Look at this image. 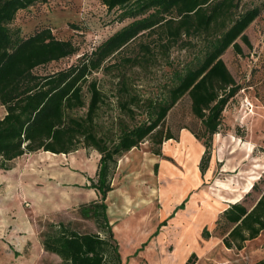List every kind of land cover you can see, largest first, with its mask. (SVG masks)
Segmentation results:
<instances>
[{
	"label": "rangeland",
	"instance_id": "374dc122",
	"mask_svg": "<svg viewBox=\"0 0 264 264\" xmlns=\"http://www.w3.org/2000/svg\"><path fill=\"white\" fill-rule=\"evenodd\" d=\"M254 8L260 14L245 31L250 46L239 39L241 54L230 47L222 56L241 89L223 111L208 169L203 172L201 167L206 145L191 132L201 135L203 127L188 95L162 126L175 137L163 144L162 156L152 154V142L146 141L119 160L115 189L106 203L124 264H186L189 251L200 256L206 249L205 229L217 235L213 223L222 207L219 200L229 203L244 197L264 174V0H240L237 16ZM118 15L100 0H48L20 11L11 27L23 37L50 28L57 39L79 48L77 55L37 70L45 74L68 68L131 22L119 21ZM161 37L137 38L94 74L107 94L101 114L106 127L141 120L140 115L133 121L120 111L124 95L118 92L119 76H125L131 93L141 100L166 95L174 74L201 55L206 40L184 35L167 49L162 47L167 37ZM144 45H150L151 52ZM4 115L0 106V118ZM99 160L92 149L64 156L37 152L15 160L9 171L0 170V264H60V258L41 245L47 222L71 223L80 233L98 231L81 209L98 199L89 179L95 178ZM258 196L252 193L246 206L251 208Z\"/></svg>",
	"mask_w": 264,
	"mask_h": 264
},
{
	"label": "trees",
	"instance_id": "16d2710c",
	"mask_svg": "<svg viewBox=\"0 0 264 264\" xmlns=\"http://www.w3.org/2000/svg\"><path fill=\"white\" fill-rule=\"evenodd\" d=\"M100 1L108 11H119V21L131 22L68 68L39 74L38 69L77 55L79 48L70 40L57 39L50 28L23 37L20 30L11 27L20 11L48 0H0V106L5 109L0 118V170L9 171L15 160L37 152L69 155L84 148L100 155L95 178L89 179V188L98 199L81 209L98 231L80 233L71 223L47 222L40 235L43 250L59 257L60 264H124L106 203L115 189L112 182L118 162L146 141L152 142V154L162 156L163 144L175 139L162 126L186 95L203 127L201 135L191 132L206 145L201 167L203 172L208 169L212 140L219 132L223 111L241 89L222 56L230 47L241 54L239 39L250 46L245 31L260 14V9L254 8L237 16L240 0ZM144 35H164L168 43L162 47L167 49L184 35L206 40L201 55L174 74L166 95L141 100L131 93L125 76H119L118 92L124 95L120 111L133 121L140 115L141 120L132 125L113 122L106 127L101 114L107 94L93 76ZM144 48L151 52L150 45ZM252 193L259 196L248 208ZM214 226L216 237L228 249L236 250H242L246 242L264 231V174L242 202L229 204L220 213ZM211 237L205 229L203 238ZM196 260L193 253L186 264H196Z\"/></svg>",
	"mask_w": 264,
	"mask_h": 264
},
{
	"label": "crops",
	"instance_id": "0c3cea01",
	"mask_svg": "<svg viewBox=\"0 0 264 264\" xmlns=\"http://www.w3.org/2000/svg\"><path fill=\"white\" fill-rule=\"evenodd\" d=\"M259 178L260 177H258V179ZM250 189L252 190V188H250L249 186L245 192L251 191ZM243 198L244 197H241L240 199L231 201L229 203H221L222 207L220 208L219 206L218 213L215 216L216 220L218 219L220 213L227 209L229 204L240 203L243 201ZM199 244L202 250L206 245V249L204 250V252H202L200 256L195 253L197 255L196 264H257L261 261H264V231L256 239L246 242L242 250L228 249L224 245L222 239L214 236L206 240L205 245L201 244V241H199ZM210 247H214V249H211ZM208 248L210 249L207 250ZM189 253L190 251L184 257V260L187 261L188 258H190L191 255H189ZM218 254H220V256Z\"/></svg>",
	"mask_w": 264,
	"mask_h": 264
},
{
	"label": "bare ground",
	"instance_id": "6f19581e",
	"mask_svg": "<svg viewBox=\"0 0 264 264\" xmlns=\"http://www.w3.org/2000/svg\"><path fill=\"white\" fill-rule=\"evenodd\" d=\"M45 153H47V154H51V155H53V156H60V155H56V154H52V153H50V152H45ZM61 156H64V155H62L61 154ZM196 172V171H195ZM197 175V174H196ZM195 176V175H194ZM199 178V177H198ZM195 183H197V182H195ZM219 202L220 203H224V201H221V200H219Z\"/></svg>",
	"mask_w": 264,
	"mask_h": 264
},
{
	"label": "built area",
	"instance_id": "2783aa9c",
	"mask_svg": "<svg viewBox=\"0 0 264 264\" xmlns=\"http://www.w3.org/2000/svg\"><path fill=\"white\" fill-rule=\"evenodd\" d=\"M252 105L250 103H247V107L246 109H248L249 111H251Z\"/></svg>",
	"mask_w": 264,
	"mask_h": 264
}]
</instances>
